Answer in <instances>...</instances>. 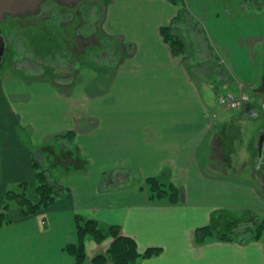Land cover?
Returning a JSON list of instances; mask_svg holds the SVG:
<instances>
[{"label":"crops","instance_id":"obj_1","mask_svg":"<svg viewBox=\"0 0 264 264\" xmlns=\"http://www.w3.org/2000/svg\"><path fill=\"white\" fill-rule=\"evenodd\" d=\"M177 1L0 0V22L78 16L81 26L85 4L99 18L95 32L114 54L105 63L80 62L74 84L64 82L67 72L54 80L44 72L0 77V112H7L0 118V209L12 183L25 180L36 199L30 147L56 154L54 137L67 131L74 132L71 143L79 147L75 155L63 144L64 190L50 207L28 216L16 204L6 210L0 264H77L63 249L76 240L77 214L119 225L139 252L161 248L142 264H264V234L256 241L193 239L196 227L219 226V215L245 210L264 218V161L257 154L264 111L220 108L216 98L240 86L264 95V16L249 24L244 16L253 14L243 9L244 0ZM186 15L207 16L206 32L220 46L216 66L206 64L202 73L190 72L160 33L170 24L179 36L194 32ZM74 32L81 38L73 47L64 45L67 50L83 49L85 38ZM210 75L206 84L217 106L197 83ZM19 128L29 144L20 140ZM243 132L245 147L234 150L233 139ZM82 157L90 163L78 168ZM154 175L178 187L176 204L148 199L144 179ZM110 242L88 238L82 264H91Z\"/></svg>","mask_w":264,"mask_h":264},{"label":"rangeland","instance_id":"obj_2","mask_svg":"<svg viewBox=\"0 0 264 264\" xmlns=\"http://www.w3.org/2000/svg\"><path fill=\"white\" fill-rule=\"evenodd\" d=\"M242 5L243 9L245 8L244 10L248 12V14H253L252 16H244V19H249V24L254 25L260 21L258 19H263L264 0H244ZM247 5L251 9H249ZM83 7L82 26L79 25L81 20L78 16L76 18L70 16L67 17L68 19L64 17L65 19L63 18L62 20H59V17L57 16H53L51 18L47 17L45 19L37 17L34 18L31 23H23L24 21L17 19L11 20L7 17L4 19V22H0L2 34L8 38V46L9 49L12 50L10 53H7L9 56H7L4 61L5 63H3L0 68V77H4L5 75L10 76L11 74H15L16 76L33 75L34 72H44L54 80V78L59 76L60 73L67 72V75L69 76L64 82L68 83L73 81L71 80V77L74 76L75 70L80 67V62L105 63L108 55L113 58L114 54L112 52V46H109L108 41L100 36V32H95L98 27L97 20L99 19L97 14L93 13L92 9H89L88 6H85V4ZM187 15L186 17L188 18L190 27H193L194 32H192L187 25V28L190 31L185 30L182 34L180 33V36H182L186 44V56L188 57L186 65L190 72L192 70L193 72L202 73L204 72L202 69L205 67L204 65L207 64V67L216 66V50L218 51L220 46L215 43L206 32L204 26L207 16H199L195 19ZM76 29H78V32L85 38L82 39L83 49L80 50L78 45H75L77 48L67 50L65 49L66 45L69 44V46H72L74 41L77 44L79 43L78 41L81 37L79 35L77 36L74 32ZM95 36L97 37V40L100 39L101 42L98 41L95 43L97 41ZM80 47L82 46L80 45ZM71 52H75L76 54L74 53V55H71ZM39 74L41 75V73ZM210 78L211 79L205 80V82L199 80L197 83L200 84L201 90L211 93V103L213 106H217L214 99L215 91L212 87L209 88L208 84H206L207 82H210V80H213L214 77L210 75ZM74 82L75 81L71 84H74ZM6 113L7 112L5 111L2 113L0 112V118L5 116ZM9 115L10 114H8V116ZM17 133L20 140L25 145L29 144L25 129L19 128L17 129ZM246 140L247 137H245V132H243L239 138L234 137V143L230 147L234 150H240V147H245ZM63 144H65V146L70 144L71 148H73L72 150L75 152V155L79 152L76 140L74 144L66 139L60 140L59 144L54 143L55 150L57 152L56 154H53L55 157H53V155L50 156L46 154L44 151L46 148L39 150L38 148L35 149L34 147H30L31 156L42 163L43 168L51 173V178L57 183H59V177L61 176L62 171L66 169V167H63L64 160H62V158H64V154L62 152ZM257 154L260 157L262 156L261 158L264 161L263 145L261 149L257 146ZM82 159L84 158L82 157ZM85 161L86 164L90 163L89 160ZM71 167L75 168L74 165H71ZM77 167L83 168L82 162H78ZM16 184L17 183H12L7 186L6 189L17 190ZM29 190L27 189V192L30 197L31 193H29ZM247 215L249 214L245 210H236L232 214H226L223 217L222 223L220 221L218 228L223 232L237 235V237H244L245 234L242 233L244 230V223L242 219ZM259 218L262 219L263 215H260Z\"/></svg>","mask_w":264,"mask_h":264},{"label":"trees","instance_id":"obj_3","mask_svg":"<svg viewBox=\"0 0 264 264\" xmlns=\"http://www.w3.org/2000/svg\"><path fill=\"white\" fill-rule=\"evenodd\" d=\"M177 3V0H170ZM161 36L170 48L173 55H183L186 63V44L184 39L173 31L170 25L160 27ZM185 55V56H184ZM62 139L70 142L74 140V132L67 131L54 137V143ZM29 142V140H28ZM53 143V144H54ZM64 147V145L62 146ZM83 167L86 164L84 159L80 158ZM31 165L34 171L36 199H31L27 192V182H17V190L6 189L4 192L2 206L0 209V227L8 221L5 218L6 210L13 204L21 208L23 216L34 215L42 209L50 207L56 197L63 194V186L55 182L41 162L31 157ZM144 184L148 194V199L152 201H167L176 204L180 200V191L178 187L170 180L160 176H148L144 179ZM224 213V212H223ZM221 217V223L223 216ZM244 223L243 240L256 241L261 239L264 233V218L245 216L242 219ZM220 224V223H219ZM215 222L196 227L193 233L194 243L203 244L208 240H234L237 235L221 231ZM117 224L102 225L96 219L85 218L82 215H75L76 240L67 243L63 249L72 256L77 264H82L86 260V240L91 238L96 243H102L111 239L110 244L104 252H99L91 258V264H142V260L158 255L161 252L160 247H147L143 252H139L134 238L124 235Z\"/></svg>","mask_w":264,"mask_h":264},{"label":"built area","instance_id":"obj_4","mask_svg":"<svg viewBox=\"0 0 264 264\" xmlns=\"http://www.w3.org/2000/svg\"><path fill=\"white\" fill-rule=\"evenodd\" d=\"M219 107L224 109H237L245 105H254L264 111V95L239 87V91L226 92L217 97Z\"/></svg>","mask_w":264,"mask_h":264},{"label":"flooded vegetation","instance_id":"obj_5","mask_svg":"<svg viewBox=\"0 0 264 264\" xmlns=\"http://www.w3.org/2000/svg\"><path fill=\"white\" fill-rule=\"evenodd\" d=\"M8 38H6L4 36V34H2V31H1V28H0V68L2 67V64L5 63V59L7 58V53H10V50L9 49V46H8V41H7ZM79 40V39H77ZM251 217V216H249Z\"/></svg>","mask_w":264,"mask_h":264},{"label":"water","instance_id":"obj_6","mask_svg":"<svg viewBox=\"0 0 264 264\" xmlns=\"http://www.w3.org/2000/svg\"><path fill=\"white\" fill-rule=\"evenodd\" d=\"M264 140V138L263 137H261L260 138V142H259V148L261 149V147H262V141Z\"/></svg>","mask_w":264,"mask_h":264},{"label":"bare ground","instance_id":"obj_7","mask_svg":"<svg viewBox=\"0 0 264 264\" xmlns=\"http://www.w3.org/2000/svg\"><path fill=\"white\" fill-rule=\"evenodd\" d=\"M68 79V78H67Z\"/></svg>","mask_w":264,"mask_h":264}]
</instances>
